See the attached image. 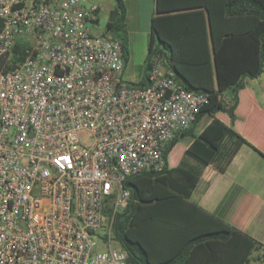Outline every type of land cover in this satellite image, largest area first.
Returning a JSON list of instances; mask_svg holds the SVG:
<instances>
[{"label": "built area", "instance_id": "2783aa9c", "mask_svg": "<svg viewBox=\"0 0 264 264\" xmlns=\"http://www.w3.org/2000/svg\"><path fill=\"white\" fill-rule=\"evenodd\" d=\"M100 10L0 0V264H127L111 231L131 199L125 182L162 171L208 102L162 60L146 87L125 82L121 42L91 31Z\"/></svg>", "mask_w": 264, "mask_h": 264}, {"label": "trees", "instance_id": "16d2710c", "mask_svg": "<svg viewBox=\"0 0 264 264\" xmlns=\"http://www.w3.org/2000/svg\"><path fill=\"white\" fill-rule=\"evenodd\" d=\"M113 1L115 9L103 34L121 42L126 62L125 3ZM171 1L157 0L145 80L154 60L166 61L177 81L187 90L207 94L208 102L191 127L168 144L162 171H146L125 182L131 199L114 216L113 238L126 252L127 264H264L260 242L190 201L208 166L223 172L244 144L258 151L217 115L226 114L233 122L240 80L256 78L264 70V0ZM234 19L240 26L227 27ZM21 54L19 40L12 61H21ZM225 90L235 96L228 108L220 100ZM205 117L211 122L197 134ZM184 138H192V143L179 164L170 167L169 154ZM103 212L111 216L109 204Z\"/></svg>", "mask_w": 264, "mask_h": 264}, {"label": "crops", "instance_id": "0c3cea01", "mask_svg": "<svg viewBox=\"0 0 264 264\" xmlns=\"http://www.w3.org/2000/svg\"><path fill=\"white\" fill-rule=\"evenodd\" d=\"M93 1L101 4L98 20L91 25V28L95 29L93 34L104 33L106 24L111 21L115 3L106 0ZM214 1L221 2V0ZM171 2L174 3L173 0ZM124 3L127 60L122 78L129 84L146 85L144 64L151 34V20L157 14V0H124ZM104 6H107V12L102 26ZM236 21L234 19L227 24V27L238 28L240 25ZM211 44L212 41L209 39V45ZM240 81L242 88L237 94L238 103L234 121L232 122L223 113L218 114L217 117L259 152L244 144L223 172H218L213 164L208 166L198 181L190 201L238 227L264 247V70L256 78L244 77ZM234 98V94L229 90L220 93V100L227 108L234 103ZM207 119L206 125L211 122L210 118ZM199 132L196 130L197 134ZM192 140L190 138L189 143L181 149V155L175 161L177 165ZM170 155L171 153L168 163L172 167Z\"/></svg>", "mask_w": 264, "mask_h": 264}, {"label": "rangeland", "instance_id": "374dc122", "mask_svg": "<svg viewBox=\"0 0 264 264\" xmlns=\"http://www.w3.org/2000/svg\"><path fill=\"white\" fill-rule=\"evenodd\" d=\"M106 1L113 3V0H106ZM104 8H105V10H104V12L102 14V17H101V25L102 26H104L105 15H106V12H107V6H104ZM91 31H92V33H95V29L91 28ZM207 122H208L207 117L203 118V120L198 125L197 132L201 131L202 128L206 125ZM189 141H190V138H184V139L180 140V142L175 146L174 150L171 152L170 165L172 167H175L177 165V163H175V161L181 155L180 154L181 149L184 148L189 143Z\"/></svg>", "mask_w": 264, "mask_h": 264}]
</instances>
